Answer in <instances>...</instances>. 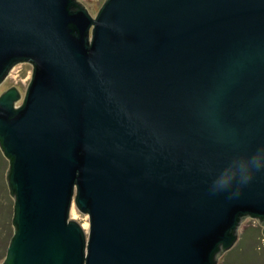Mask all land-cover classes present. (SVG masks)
<instances>
[{
    "label": "water",
    "instance_id": "water-1",
    "mask_svg": "<svg viewBox=\"0 0 264 264\" xmlns=\"http://www.w3.org/2000/svg\"><path fill=\"white\" fill-rule=\"evenodd\" d=\"M20 62L0 264H219L264 221V0H0V83Z\"/></svg>",
    "mask_w": 264,
    "mask_h": 264
},
{
    "label": "rangeland",
    "instance_id": "rangeland-1",
    "mask_svg": "<svg viewBox=\"0 0 264 264\" xmlns=\"http://www.w3.org/2000/svg\"><path fill=\"white\" fill-rule=\"evenodd\" d=\"M88 10L91 17L96 18L106 0H78ZM33 64L20 62L14 65L8 76L0 83V97L4 92L16 87L22 98L16 103L20 107L32 80ZM10 162L0 147V258L6 254L10 233H14L13 215L14 198L10 194L7 173ZM75 214H73V211ZM70 219L84 227L86 233L90 230L88 214L81 213L73 201ZM254 255V257L252 256ZM5 260V259H4ZM3 260V261H4ZM2 260H0V263ZM219 264H264V221L248 216L245 218L235 249L222 253Z\"/></svg>",
    "mask_w": 264,
    "mask_h": 264
},
{
    "label": "trees",
    "instance_id": "trees-1",
    "mask_svg": "<svg viewBox=\"0 0 264 264\" xmlns=\"http://www.w3.org/2000/svg\"><path fill=\"white\" fill-rule=\"evenodd\" d=\"M13 235H14V233L12 234V232H11V233H10V236H9V243H8V245H7V249H8V246H9V244H10V242H11V239H12ZM6 254H7V251H6ZM6 254L0 258V260H2V262H3V260L5 259ZM252 256L254 257V255H252ZM2 262H1V263H2Z\"/></svg>",
    "mask_w": 264,
    "mask_h": 264
},
{
    "label": "bare ground",
    "instance_id": "bare-ground-1",
    "mask_svg": "<svg viewBox=\"0 0 264 264\" xmlns=\"http://www.w3.org/2000/svg\"><path fill=\"white\" fill-rule=\"evenodd\" d=\"M72 212H73V214H75L74 210H73ZM84 227H86V226H84ZM84 227H83V228H84Z\"/></svg>",
    "mask_w": 264,
    "mask_h": 264
}]
</instances>
